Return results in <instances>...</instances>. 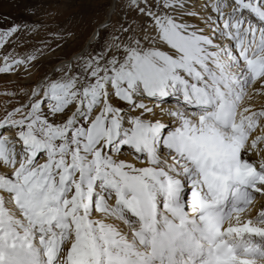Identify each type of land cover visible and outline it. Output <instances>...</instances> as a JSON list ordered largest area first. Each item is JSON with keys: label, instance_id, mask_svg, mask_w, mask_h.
Masks as SVG:
<instances>
[{"label": "snow or ice", "instance_id": "snow-or-ice-1", "mask_svg": "<svg viewBox=\"0 0 264 264\" xmlns=\"http://www.w3.org/2000/svg\"><path fill=\"white\" fill-rule=\"evenodd\" d=\"M106 7V20L95 29L94 38L80 52L69 58L58 57L55 62L45 60L39 53L31 59L28 68L24 69L25 75L37 66H47V70L38 81L30 85L32 102L17 106L27 107L29 111L20 116L24 123L15 125V132H25L38 138L44 136L46 143L36 147L37 155L32 161L38 165L46 156L52 159L55 155L51 149L47 152L43 150L56 140L55 136L45 131L47 123L52 122L53 114L57 117L66 116L69 108H73L71 123H78V132L83 129V134L77 139V150H80L82 143L85 153H99L106 165L125 171L115 181L103 175L89 176L88 173L95 164L93 160L79 166L77 170L81 176L78 178L73 175L72 179L82 186L87 183L93 189L96 188L95 181H101L102 191L92 194L104 200L106 209L108 199L115 196L116 207L111 211L113 214L123 215L125 194L131 193L134 198L142 199L145 187L151 190L152 199H155L157 192L179 199L181 186L177 185L172 193L167 192L165 182L161 180L166 173L161 168L158 157L163 137L164 148L170 154L189 160V150L177 130L183 126L181 113L171 104L174 101L187 113L190 109L210 105L212 99L192 87V68L195 66L198 71L201 70L200 65L191 62L192 58L199 59L201 43L189 34L196 30L192 28L191 20L200 16V11L192 4V0L169 4L165 0H126L123 6L120 0H112ZM255 9L264 12V0H255ZM248 10H251V6ZM13 28L18 26L13 24L6 29L0 23V32H8ZM177 33H182V38L178 44H173L170 37ZM9 42L6 39L5 44L0 45V50ZM158 52L164 53L165 58L161 59ZM5 59L7 60V55ZM17 63L22 64L23 61L18 60ZM8 68L19 70L12 64ZM65 72L66 77L63 76ZM10 74L8 70L0 69V76ZM207 76L212 77L211 70L207 71ZM196 82H202L201 78L196 77ZM52 85H56V88H52ZM258 86L264 87V81H259ZM45 88L48 89L47 94H44ZM55 106H64L63 111L56 112ZM12 111L15 110L6 111L5 116H10ZM93 113L95 117L92 116ZM93 125V133L89 137L88 128ZM12 128L11 124H0V140ZM15 138L22 139L20 135ZM3 147L13 152L15 150V146L7 142ZM128 150L142 163L156 166V170L148 176L150 184H144L143 169L113 158L118 157L121 151ZM142 153L146 155V160ZM7 179L14 183L10 190L12 202L19 206L15 198L27 196V186L12 174H8ZM49 179L55 180V176L50 173ZM4 191L9 190L0 189V192ZM65 222L61 216L56 225L62 228ZM16 227L24 228L23 236L16 233ZM0 228L8 230L6 237H0V264H45L41 249L47 255L48 243L56 236L52 224L29 221L25 226L23 222L9 217ZM36 233H39V246L32 242L36 239ZM175 243L176 237L163 235L154 255L146 257L143 264H153L156 259L161 264H164L165 259L167 264H176ZM185 250L190 256L197 254V250L190 247ZM59 255L57 253L56 259H59ZM48 264H55V261L49 257Z\"/></svg>", "mask_w": 264, "mask_h": 264}, {"label": "rangeland", "instance_id": "rangeland-1", "mask_svg": "<svg viewBox=\"0 0 264 264\" xmlns=\"http://www.w3.org/2000/svg\"><path fill=\"white\" fill-rule=\"evenodd\" d=\"M200 1V0H198ZM112 0H0V23H3L4 27L7 29L9 26L16 24L18 28H13L11 31L8 32H0V45L5 44V40H10V42L3 47L2 50H0V69L8 70L11 72L10 75L0 76V118L3 120L5 124H11L14 120L12 118V113L10 116H5V112L9 111V106L12 103H18V102H24V105H27L32 102L30 90H31V83L34 81H38L43 74L45 70H47V66L45 68H39L33 67L28 72L27 75H25L24 69H27L29 64L31 63V59L34 58L38 53L43 55L45 60L55 62L58 57L63 58H69L78 52H80L86 45L89 38L94 33L95 29L102 24L108 14V8L106 5H109ZM121 5L123 6L124 3H126V0H120ZM166 4L171 3V0H165ZM203 4L208 6H214L215 9H213L212 12H215V16L217 17L216 21L219 22V24H225V28L223 30L224 36L221 39L220 46H224L226 44V39H228V32L231 30L230 27H232V24L239 25L237 28V32L234 34L233 42L236 44L244 43L243 48H245V51H243L242 55V47H239V50H237V54H235L236 57L242 56L241 60H238L240 65L245 66V73L246 75L248 73L252 74L253 77H245L247 80H250L251 83H253L254 80L257 77H263L264 75V12L257 11L255 9V0H236V3H233V0H203ZM233 7V13L228 14H221V12L229 7ZM251 6V10H248ZM232 7L230 9H232ZM244 9V11H242ZM213 14V13H212ZM210 14L205 15L204 17H210L208 16ZM241 19H240V18ZM249 17V18H247ZM247 19H250L248 24L245 23ZM193 22H196L197 24L201 25L202 33L201 35L205 34L207 30V23L210 21L208 19H198L193 18ZM191 20V21H192ZM203 21V23H201ZM240 20H243L240 22ZM240 22V23H239ZM246 24V25H245ZM227 25V26H226ZM151 27V26H150ZM263 29V30H262ZM239 33V34H238ZM257 47V51L253 48ZM11 49V51H9ZM250 49L252 50V57L248 59L249 53L248 51ZM254 51V52H253ZM260 54H263L260 56ZM7 55V60L5 59V56ZM161 59L165 58L164 53H159ZM258 58V61L256 65H254V62H252L255 58ZM23 61L22 64L17 63V61ZM213 64L212 66L218 65V63L215 61L214 58H207L203 60V64L200 66V71L197 70L195 67V70L198 71V73L202 74L203 77L201 78V90L207 91L212 99V103L208 106H203L201 109H190L186 113L185 121L188 123L192 122L193 124L198 123L201 121V137H199V140L195 142L196 136H194V140H186V144L190 145L195 149L196 156L198 157V165L202 167L205 172L208 173L209 170L207 166L208 160H213L214 162H217L224 171L230 177H234L230 172L233 171L231 163L224 161L221 156L224 155L223 149L219 148L215 143L214 140L221 141V140H227L229 142H233L234 144H231L229 146V151H234L236 154L238 153V146L244 148L246 147L252 140L253 147L260 148L264 150V98L260 100H253L250 104L244 105V96L236 95L237 93L233 92V87L236 88V90L239 89V86L235 84V81H240L241 77H233L231 79L230 75L226 71L223 70L222 65H219L220 67H207L206 63ZM12 64L15 69H19L18 71L11 70L8 68V65ZM262 66V68H261ZM259 69V70H258ZM211 70L212 77L207 76V71ZM223 70V71H222ZM243 72V73H244ZM258 72V75L255 74ZM195 72L193 78H196L199 76V74ZM242 73V74H243ZM263 74V75H262ZM63 76H67V73H63ZM43 87V86H42ZM193 87V86H192ZM250 87V83L247 84L246 88ZM52 88H56V85H52ZM199 90V91H201ZM48 89L45 88L44 94H47ZM261 96H264L261 95ZM3 98V99H2ZM230 98V99H229ZM225 99L231 100V104L229 106V110L232 112L233 117H241L244 122H248L251 125L253 124V128L249 129L248 131L245 130V124L240 127V129H237L235 132L240 130V133L243 135L240 138H237L239 133L236 135H232L233 130L237 128V123H227L223 124L221 121H217L216 119H212V111L214 109H220L221 105L224 104ZM228 103V102H227ZM229 104V103H228ZM79 101L76 102V107L78 108ZM172 105L178 106L174 101L172 102ZM50 107H52L50 105ZM64 106H55V111L60 112L63 111ZM29 109L27 107H24V114L25 115ZM74 112L73 108H69L68 114L66 116H60L57 117L53 114L51 117V123H47L45 131L51 133L53 136L56 137V140L54 141L53 145H49L48 147L44 148L43 150L46 152L47 149H51L55 155L53 156L55 160L58 159V163L61 164L60 169L63 170V172L67 175H71L74 172V165H78L81 161L80 157L83 156L84 151L82 150V143L81 148L78 151L77 150V139L78 136L83 134V129H80L79 132L77 131L78 123L77 125H73L71 123L72 120V114ZM93 117H95V113L92 114ZM24 123L23 120L20 119V121L17 124ZM259 129L260 133H257V135L254 136L256 130ZM94 125L92 127L88 128V136L90 137L93 133ZM8 132H15V130L10 129ZM204 134V135H202ZM17 135H20L22 137L21 140H25L27 146L26 147H20L19 145H13L15 146V150L13 152L15 158V163L13 165H10L7 167V171L12 173V175L17 177L18 181H24V184L27 186V196L20 197L17 196L15 199L19 202V206H17L16 203L12 202V199L10 197V190L13 189L14 183L13 181L5 178L0 180V189H7L9 191L0 192L4 194L2 197L6 201H8L10 204H13L15 206L16 215L19 217L18 213H21V210H23V224L25 226L28 225L29 221L34 223L31 219L33 218V214L25 213V205H30L35 201V198L41 193V191H47L50 187L48 184L42 185L40 188H36L37 182V176L42 173L43 167L42 165H39L41 163V160L39 161V164H33V159L36 158V147L38 145H43L46 143L44 136L41 135L39 138L35 135H30L25 132L17 133ZM211 137V140L213 142V147L206 146V143L200 141L205 137ZM244 137V138H242ZM197 139V138H196ZM16 141V140H15ZM184 141V140H183ZM249 141V142H248ZM6 142V141H5ZM4 142V143H5ZM246 143V144H245ZM248 143V144H247ZM4 144H1L2 147ZM200 145V146H199ZM246 145V146H245ZM18 146V147H17ZM156 147V145H155ZM20 149H23L24 152L18 151ZM222 150L221 152H218ZM227 151V152H229ZM7 152V151H6ZM5 152V154H6ZM12 152V151H11ZM230 153V152H229ZM13 156V158H14ZM142 156H144V159L146 160L147 157L145 154L142 153ZM98 158V162L101 163V165H105V167H112L106 165L105 161L100 158V154L96 153L93 155V158ZM158 157L161 162V168L163 170H170L171 173L178 172V168H183L181 166V163L183 162L181 160H176L174 158L173 154H170L167 149L164 148L163 145V137H161V144H160V150L158 151ZM115 159L123 158L128 161H132L136 163L138 166H146L145 163H142L140 160L137 159L136 155H134L130 150L128 151H121L119 153L118 157H113ZM17 160V161H16ZM19 161V162H18ZM231 161L235 164V157H231ZM207 167L204 168L203 165ZM151 168H156L154 164H149ZM19 166V167H18ZM132 166V165H130ZM18 167V168H17ZM111 170V168H110ZM196 170V172L199 171V168L192 169L190 176H187L189 178V181L193 179L192 172ZM112 171V170H111ZM59 172V171H58ZM56 172L55 174H52V176H55V180H51L52 182L56 183L58 179L56 178ZM262 172V171H261ZM179 173V172H178ZM109 174L103 175L106 178L112 179L113 177ZM264 175V173H261ZM72 176V175H71ZM94 176V175H93ZM96 176V175H95ZM220 176V174H219ZM176 180L177 178L173 179L171 181L170 187L173 189L176 186ZM197 180V178H196ZM72 178H67L65 180V184L69 187V189L63 194V196H60L61 198L60 203L64 202V200L67 197H72L74 193V188H72ZM96 188H87L85 195L81 198V205L84 206L86 202H89V204L85 207L89 210L90 215H97L101 216L108 215V211H110L112 208L110 207V204H113L115 196H112L107 201V209L105 207L104 200L97 198L94 194V190L102 191L100 187L99 181H95ZM50 185V184H49ZM54 185V184H53ZM229 185V186H228ZM228 185H222L224 192L223 197L226 199V205L224 206L221 213H223L224 216H226L227 213H230V215H247L252 214L254 218L253 222L254 225L260 226L261 228H264V182L262 183H254L253 184V190L246 189L245 195L247 203L241 204V209L237 207L238 203L236 202V194L234 193H240L244 192L241 190L242 186L239 184V182H233ZM191 187L189 189V195L186 200V202L192 201V199L196 198V194L198 193V189H200L199 194L203 192L202 190V183L196 184L192 180L190 183H185V187ZM227 186V187H226ZM34 187V188H32ZM198 187V188H197ZM213 191V190H212ZM250 192V193H249ZM220 193V195H221ZM158 194V196H157ZM107 195V193H105ZM161 195V196H159ZM195 195V197H194ZM216 194L215 197L211 199H207L205 202L207 205H214L217 204V199L219 198L221 201L223 200L221 197H218ZM130 194L125 196V200H129ZM149 199H152L151 190L149 189ZM35 197V198H33ZM194 197V198H193ZM218 197V198H217ZM161 200L154 201L153 204H155V207L151 210V212L154 214V217L156 219L155 225L158 226L160 222L164 220L165 223H168L166 219H164V214L168 213L167 209V196L165 194H159V192L156 193V197ZM215 199V200H214ZM245 200V201H246ZM93 201V204H90V202ZM77 206H79L76 201L74 200V203ZM43 208L50 207L49 203H43ZM123 208L125 207L128 209L129 216L132 217L133 215L129 211V206L123 204ZM132 206V205H131ZM159 206V207H158ZM236 206V207H235ZM161 209V210H160ZM180 209V208H179ZM233 209V210H232ZM188 207H185V213H187ZM238 210V211H237ZM163 214H162V213ZM157 213V214H156ZM183 213V212H182ZM181 213V214H182ZM44 212H40L38 216L40 218H43ZM72 215H75L72 213ZM110 216V215H108ZM170 217L171 214H168ZM206 216V215H205ZM31 217V219H29ZM52 217V216H51ZM230 218V217H229ZM133 219V217H132ZM50 224L53 225V230L56 232V236L53 237L49 243L47 248V255L49 254L47 259H43L45 261V264H48L47 260H49L50 255L51 258L55 261V264H63L64 256L67 251V248L70 244V239L74 238L72 234L64 233L62 231H59L56 228V220L53 219L49 221ZM38 224V222H35ZM66 223V222H65ZM176 225L179 223L177 221H174ZM44 224V223H39ZM1 225V224H0ZM80 227H83V224H79ZM139 221L133 220V224L129 226L130 233H136V229L134 226H138ZM134 229H133V228ZM23 228V227H18ZM164 228V227H163ZM135 230V232H133ZM168 231V230H167ZM181 233H184V231L181 229L179 230ZM170 235H172L171 232H169ZM135 239L137 241L130 240L129 244L132 242L135 244V247H140L143 250H147L151 252V249L153 246L147 244L151 242V238H149L145 234L141 235H135ZM138 237V238H137ZM229 240H228V239ZM47 239V237L45 238ZM134 239V235H132V238ZM91 237L84 234L83 237H79L78 245L82 247L81 254H85L84 258L85 260L88 259L87 253L84 252L85 250H94V243H91ZM105 239L101 238L96 243V247L98 248H107L111 249L109 245L105 244L103 241ZM146 240V244L144 245V242ZM149 240V241H148ZM223 240L226 241V246L230 247L231 249L235 248L234 241L229 238L228 235L223 237ZM34 244H37L39 246L40 244V238L39 233H36V239L33 240ZM196 243V241H195ZM251 243V242H250ZM92 244V245H91ZM63 245V246H62ZM151 246V247H150ZM145 249H144V248ZM148 247V248H147ZM252 248L251 251L255 253L251 256H249V259H257L264 261V244H248V243H241L238 250H236V253L238 255L242 254V251H247L248 249ZM185 250V249H184ZM243 252V253H244ZM57 253H59V259H56ZM155 252H153L154 255ZM233 255H235L234 252H232ZM42 257H46L47 255H44L43 249H41ZM232 256V255H231ZM257 256V257H256ZM259 256V258H258ZM155 264H158L156 260H154Z\"/></svg>", "mask_w": 264, "mask_h": 264}, {"label": "bare ground", "instance_id": "bare-ground-1", "mask_svg": "<svg viewBox=\"0 0 264 264\" xmlns=\"http://www.w3.org/2000/svg\"><path fill=\"white\" fill-rule=\"evenodd\" d=\"M179 3L180 0H171V3ZM192 4L200 11V19H205V15L210 14L208 16V20H210L207 23V30L205 34L201 35L202 28L201 25L197 24L196 22L191 21V26L193 29H196L195 31L190 32L189 34L196 40L201 41L199 44L200 53H199V59L192 58V63L194 65H202L203 60L209 58H214L215 61L218 63L217 68H219V65H222V68L224 71L230 75L231 79L233 77H241V80L235 81V84L239 86V89L236 90L235 87H233V92L235 91L239 96H244V105L250 104L253 100H260L263 99L264 96H261L264 94V87L258 86L259 81H264V75L263 77H257L255 79H258L257 81L254 80L253 83L250 82V80H247L245 77H253L252 74L248 73L246 75L245 66L240 65L238 60H241L242 56L236 57L235 54H237V50H239V47H242V52L245 51V48H243L244 43H239L235 45L233 42L234 34L237 32V28L239 25H233L231 30H229L228 39H226V44L224 46H220V42L222 37L225 33H223V30L225 28V24L222 25L219 24V22L216 21L217 17L215 16V12H212L215 7L208 6L203 4V0H192ZM204 6V7H201ZM229 6L225 8L221 14H232L233 13V7ZM213 13V14H212ZM240 18V17H239ZM249 18V17H247ZM241 19V18H240ZM204 21V20H202ZM243 20H240L242 22ZM250 19H247L245 21L246 24ZM239 22V23H240ZM245 24V25H246ZM199 25V28L197 29L196 26ZM227 26V25H226ZM213 27L215 28V31H213ZM263 30V29H262ZM95 33V31H94ZM94 33L89 38L87 42L92 40L94 38ZM239 34V33H238ZM182 33H177L175 36L170 37V42L173 44H178L182 38ZM87 44V43H86ZM86 46V45H85ZM257 51V47L253 48ZM248 49L250 54L248 55V59H250L253 55L252 50ZM254 52V51H253ZM263 54H260L262 56ZM258 58H255L252 62H254V65H256ZM206 63V66L209 68L214 67L211 63ZM215 66V67H216ZM262 68V66H261ZM222 70V71H223ZM259 70V69H258ZM192 72L195 74L198 73L197 70H195V66L192 68ZM244 72V73H243ZM243 73V74H242ZM200 78L203 77L202 74L198 73ZM255 74L258 75V72ZM195 77V76H194ZM194 83L192 86L194 88H197V90H201V83L203 82H196V78H193ZM250 83V87L245 89L247 84ZM32 92V88L30 90ZM201 92L205 93L206 95L210 94L207 91H204L203 89ZM3 99V98H2ZM230 99V98H229ZM264 100V99H263ZM25 102V101H24ZM24 102H18V103H12L9 107V111L15 110L12 113V118L14 119L11 123L13 126V130H15V125L20 121V116H23L24 114V107H17L18 105H24ZM229 104H228V103ZM231 104V100L225 99L224 104L221 105L220 109H214L212 111V119H216L217 121H221L223 124L227 123H237L238 126L235 128V130L232 131V135H238L237 138H240L243 133H240V130L235 132L237 129H240L241 126H243V119L241 117H233L232 112L229 110V106ZM172 107H175L180 113L183 122L182 128L177 129L180 133V136L182 140H184V144L189 150V160L182 159L181 166L183 168H178V172L171 173L170 170H164L166 175L161 177V180L165 182V186L168 193H172L175 191L176 186H181V193L179 199H173L170 195L167 196V209L168 213L164 214V219L168 221V223H165L164 220L158 224V226L155 225V217L154 214L151 212V210L155 207V204H153L154 201H159L161 199L155 198V199H149V189L146 187L143 191L142 199L134 198L131 193H126V195L130 194L129 200H125V196L123 198V204L129 206V211L133 215L132 217L129 216L128 209L124 207V213L123 215H116L113 214V212L110 210L108 211V215H90L89 210L87 209V206L89 202H86L83 205H81L80 201L83 195L87 192V188H91L87 183H85L83 186L79 182L72 181V188H74V193L72 197H67L64 202L60 203L61 198L60 196H63V194L69 189V187L65 184V180L67 178L71 179L73 175L76 177H80L81 173L77 170V168L84 164H89L93 160H95V164L93 165V170L88 173L89 176H95V175H105L109 174L111 172V176L113 177L110 180L115 181L116 179H119L122 171H125L122 168L112 166L110 168L105 167V165H101L100 162H98V158H93L92 154L89 153H83V160L79 162L78 165H74L73 169L74 172L71 175H67L63 172L62 169H60V165L58 163V159L55 160L54 157L52 159H48L46 156L44 160H41V163L39 165H42L43 171L42 173L38 174L37 176V182L36 188L42 187V185L48 184L50 187L47 191H41V193L35 198V201L30 205H25V213H29L30 216L33 214V218L29 217L34 223H44V224H50L49 221L57 219L61 216L65 219L66 223L63 224L62 228L58 227L56 225V228L59 231L66 232L69 234H72L74 238L70 239V244L67 248V251L65 253L64 258L67 259V264H143V261L146 257L153 256V252H155L159 247L160 239L163 235L167 234L169 237H176V243L174 245V248L176 250L175 260L176 264H264V261L257 260V259H249L248 257L255 253L251 251V249L247 248V251H242L241 255H238L236 253V250L239 249L241 243H248V244H264V228H261L260 226L254 225V218L252 214L247 215H230V213H227L226 216L221 213L223 207L226 205V199L227 195L223 197L224 192L223 186L228 185L231 183H235L236 181L239 182V184L242 186L241 190L244 192L240 193H234L236 194V202L238 203L237 207H240L241 204L247 203L246 200V189L253 190V184L254 183H262L264 182V175L261 173H264V150L260 148L253 147V142H251L244 148L238 146V153L236 154L234 151H229V146L231 144H234L233 142H229L227 140H221L217 141L214 140V143L221 149H223L224 155L221 156L222 159L229 163H231L230 166H232L233 171L231 174L234 176L233 178L230 177L226 171L222 169V167L217 164V162H214L213 160L207 161L206 165L203 167L206 168L208 171L205 172V170L200 167L197 163L198 157L196 156L195 149H193L192 146L186 144V140H194L195 142L199 140V137H201V121H199L196 124H193L192 122L188 123L185 121L186 113L184 112V109L180 108L179 105L175 106L172 105ZM168 107V106H166ZM203 106L196 108L201 109ZM159 111V109H158ZM19 113V115H17ZM225 113H227V116L225 117ZM175 123V122H174ZM0 124H5L3 120L0 118ZM253 128V124L250 123L245 124V130H249ZM256 132L254 134L257 135L259 132V129H255ZM13 132H7L4 135L3 140H0V145L4 144L6 141L9 144H13L8 140L9 137H12ZM204 135V134H202ZM196 136V138H194ZM194 138V139H193ZM244 138V137H242ZM16 140V138H14ZM211 140V137L205 136L200 143L204 142L206 143V146L213 147V142L209 141ZM249 142V141H248ZM15 145H19L20 147H26L27 144L25 140H20L14 142ZM246 144V143H245ZM155 147V144L153 145ZM200 146V145H199ZM18 147V146H17ZM7 151V152H6ZM20 152H24L23 149L19 150ZM49 151V149L46 150V152ZM222 150L218 151L221 152ZM229 151V152H227ZM6 152V154H5ZM98 154V153H97ZM13 151L5 149L3 146H0V180L7 178L8 174H12L9 171H7V167L10 165H13L15 163V158ZM174 156V155H173ZM235 157L236 163L234 164L233 161H231V157ZM176 160H181L180 157H174ZM119 160L127 161L129 166H135L136 168H140L144 170L145 176H144V184H150L151 180L148 179V176L151 175L153 171L156 170V168H151L150 163L148 165L144 166H138L136 163L132 161H128L123 158H119ZM17 161V160H16ZM19 162V161H18ZM19 167V166H18ZM17 167V168H18ZM199 168V171L196 172L194 170L192 172L193 175V181L196 184L202 183V190L203 192L199 194L200 189H198V193L196 194V198L192 199L189 203L186 202L188 195H189V189L191 187L187 186L185 187V183H191L192 180L189 181V178L187 176H190L192 169ZM59 171V172H58ZM262 171V172H261ZM56 174V178L58 181L55 183L52 182L49 179V175L51 173ZM220 174V176H219ZM177 178L176 180V186L174 190H171L170 184L173 179ZM197 178V180H196ZM109 179V178H108ZM73 180V179H72ZM25 181V179H24ZM23 181V183H24ZM99 181V180H98ZM101 184V181H99ZM50 184V185H49ZM54 184V185H53ZM223 185V186H222ZM229 186V185H228ZM227 187V186H226ZM34 188V187H32ZM198 188V187H197ZM213 190V191H212ZM98 190H94V192H97ZM221 193V195H220ZM250 193V192H249ZM159 194H163L162 192H159ZM216 194L218 197H221L223 200L221 201L218 197L217 204L214 205H207L205 202L207 199H211L215 197ZM4 194L1 193L0 195V224L3 225L9 217L13 218L16 221L23 222V216L25 214L18 213L19 217L16 215V208L13 206V204H10L8 201L3 199ZM158 196V194H157ZM161 196V195H159ZM195 197V195H194ZM193 197V198H194ZM186 199V200H185ZM74 200L79 205L77 206L74 203ZM215 200V199H214ZM246 200V201H245ZM49 203L50 207L43 208V203ZM223 203V204H222ZM90 204H93V201L90 202ZM224 206H222V205ZM132 205V206H131ZM110 207L113 209L116 207V197L114 198L113 204H110ZM159 207V206H158ZM185 207H188L187 213H185ZM236 207V206H235ZM180 208V209H179ZM161 210V209H160ZM233 210V209H232ZM34 211V212H33ZM238 211V210H237ZM40 212H44L43 218H40L38 214ZM183 212V213H182ZM75 214V215H72ZM162 213V212H161ZM182 213V214H181ZM157 214V213H156ZM163 214V213H162ZM168 214H171L169 217ZM206 215V216H205ZM52 216V217H51ZM230 217V218H229ZM138 220L139 225L134 226L136 229V233H130L129 226L133 224V220ZM174 221H177L179 224L176 225ZM79 224H83V227H80ZM15 227V225H13ZM164 227V228H163ZM133 228V227H132ZM133 228V229H134ZM183 230L184 233H181L179 230ZM168 230V231H167ZM54 231V230H53ZM135 232V230L133 231ZM172 235H170V233ZM16 233L20 236L24 235V228H18L16 227ZM8 234V230L4 228H0V237H6ZM84 234L91 237V243H94V250H85L84 252L87 253L88 259L85 260L84 256L85 254H81L82 247H80L78 244L79 237H83ZM145 234L149 238H151V242L147 243L152 247L151 252L145 251L140 247H135V244L132 242L129 244L130 240L137 241L135 239V235H141ZM132 235H134V239L132 238ZM226 235L231 238L232 241H234L235 248L231 249L230 247H227L226 241L223 240V237ZM101 238H104L103 241L105 244L109 245L111 249H108V247L105 248H97L96 243ZM138 238V237H137ZM228 239V238H227ZM229 240V239H228ZM149 241V240H148ZM196 241V243H195ZM33 242V241H32ZM251 242V243H250ZM91 244V245H92ZM146 244V240L144 242V245ZM146 244V245H147ZM37 245V244H36ZM150 246V247H151ZM186 247H190L192 249L197 250V254L195 256H190L188 254V251L184 250ZM144 248V247H143ZM148 248V247H147ZM145 249V248H144ZM186 251V253H185ZM184 252V253H183ZM235 255H233V253ZM244 252V253H243ZM186 256H185V255ZM167 257V253L165 254ZM232 255V256H231ZM49 254L46 257H43V259H47ZM53 255H50V257ZM257 257V256H256ZM179 258H183L184 260H179ZM259 258V256H258ZM48 261V260H47ZM158 264H161V261L159 259H156ZM48 263V262H47ZM63 264H65V259L63 261ZM153 264L154 261H153ZM164 264H167V259H165Z\"/></svg>", "mask_w": 264, "mask_h": 264}, {"label": "water", "instance_id": "water-1", "mask_svg": "<svg viewBox=\"0 0 264 264\" xmlns=\"http://www.w3.org/2000/svg\"><path fill=\"white\" fill-rule=\"evenodd\" d=\"M88 44H89V42H87L86 46H87ZM86 46H85V47H86ZM85 47H84V48H85Z\"/></svg>", "mask_w": 264, "mask_h": 264}]
</instances>
